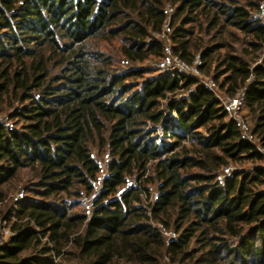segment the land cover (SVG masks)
I'll list each match as a JSON object with an SVG mask.
<instances>
[{
  "label": "trees",
  "instance_id": "obj_1",
  "mask_svg": "<svg viewBox=\"0 0 264 264\" xmlns=\"http://www.w3.org/2000/svg\"><path fill=\"white\" fill-rule=\"evenodd\" d=\"M258 1L0 0V205L22 171L37 174L14 211L0 264H264L257 144L198 79L117 71L101 48L118 41L130 63L162 58L156 35L166 6L174 7V55L187 66L199 55L198 72L228 98L245 90L252 137L264 149V57L252 64L228 43L233 28L252 53L264 52V26L251 15ZM92 146L110 157L96 195L102 168ZM244 161L254 169L217 181ZM83 196L93 198L90 216L64 198Z\"/></svg>",
  "mask_w": 264,
  "mask_h": 264
},
{
  "label": "rangeland",
  "instance_id": "obj_2",
  "mask_svg": "<svg viewBox=\"0 0 264 264\" xmlns=\"http://www.w3.org/2000/svg\"><path fill=\"white\" fill-rule=\"evenodd\" d=\"M238 1L243 6L248 5V2H247L248 0H238ZM260 2L261 1L259 0L258 5L255 7V9L251 10V15L256 20H260L259 19L260 15H261L260 6H259ZM165 9H166V12L168 14L167 22L164 25L162 32L160 34L156 35V38L163 44V51H164L163 57L160 59L155 58V57H151L150 59H148L142 63H130L120 53L121 44H119L118 41H113L110 43L101 44L102 50L108 56L112 57L114 68L117 71H126L127 69H130L131 67L132 68H134V67L135 68H137V67L138 68H145V69L149 70V72H150V73L145 75L146 78H152V77H155L159 74H167V73L169 74V73H172L174 71H179L178 70V68H179L183 71V75H186L188 77H192L194 79H198L200 84L205 85L206 87H209L211 90H213V92L215 93L217 98L220 100V102H221V100L226 101L228 99H232V98H228V96L224 92L219 90L217 85L212 80V77L204 76L198 72V67L201 63L199 55L196 56V60L194 61V64L192 66L185 65L181 60H179V58L176 55H174L173 45H172V41H171L172 31L169 28V21H170V16L173 15L175 9H174V7H172L170 5H167ZM229 31L231 32L232 36L228 37V43L232 47V49L236 55L240 56L245 61L251 62L252 64H254V62H255L254 57H256V56L264 57V52H258L256 54L252 53V48L249 45L251 40L249 38H246L243 33H241L238 30H235L233 28L229 29ZM202 38L204 39V43H206V45H207L209 38L207 36L206 37L202 36ZM220 39L217 38L218 41ZM221 53H223V54L226 53V50H222ZM256 63L257 64L261 63V59L259 58L255 62V64ZM181 66H183L184 68L182 69ZM181 96L187 97L188 95L185 94V92H179L177 94V97H181ZM166 106H167V101H162L161 102V109L167 113ZM174 117H175V114H174ZM229 118L232 120H234V118L239 119V121L243 125H245V129H246V132L243 131V133H242L243 137L250 140V141H254V143L257 144V147L262 149L260 147L259 143L257 141H255L256 139H253V137H252V132L254 129V123H253L252 117L250 116L249 111L246 109V105H242L241 108L237 112H232L231 115H229ZM234 121H236V120H234ZM5 123H7V122L5 121ZM7 124H9V123H7ZM150 128H153V126L151 125ZM156 136L163 138L162 128H160V127L158 128V133L156 134ZM186 147L191 149V143L187 142ZM91 149H92L93 158L99 162V164L102 168V172L99 175V182L96 184V193H95V195H96L97 192L102 187L103 179L107 175V164H108V161L110 160V157L106 153L100 154V152L96 146H92ZM228 167H231L232 170H234L235 172H237V171L249 172V171H252L254 169L255 164H253L252 162L244 161V162H238V163H231ZM223 170H224V168L221 170V172L219 173L218 178H217V181L221 184H222V182L220 179V175L223 176V174H225V172L223 173ZM36 175H37L36 172L29 170V169L22 171L20 173L19 179L13 183V185L11 187V189H12L11 192L8 193V196L6 199L7 205L6 204L0 205V208H2V209L5 208V212H6L5 217L7 219V220H5V219L0 220V246L3 245L4 243H6L7 240L9 239V237L11 236V233L9 231V226H10V222H12L14 220V218H13L14 217V211H15L16 207L18 206V203H20L23 199H25L28 196V194L26 193L24 188L28 183H31L32 181L35 180V178L37 177ZM157 194H158L157 186H153L151 188V201L152 202L155 201ZM64 198H65V200L77 202L78 206L75 208L74 213H84L87 216L91 215L92 210H93V204H92L93 198L92 197L83 196L82 198H76V197H71V198L64 197ZM9 218L12 220L9 221ZM165 235H166L165 237L169 240L175 239L174 234H165ZM71 264H82V263L72 262ZM160 264H171V263H170V260L168 258H165Z\"/></svg>",
  "mask_w": 264,
  "mask_h": 264
},
{
  "label": "built area",
  "instance_id": "obj_3",
  "mask_svg": "<svg viewBox=\"0 0 264 264\" xmlns=\"http://www.w3.org/2000/svg\"><path fill=\"white\" fill-rule=\"evenodd\" d=\"M259 6H260V13H261L259 19H260L261 24L264 26V0L260 3ZM181 67H182V69L184 68L183 66H181ZM178 70L179 71H174V72H178L180 74H183V71L181 69L178 68ZM174 72L169 73V74H173ZM245 95H246L245 90H242V91H240L238 93V95H236L232 99H228L226 101L221 100L222 106L225 109V111L229 115H231L232 112H237L241 108V106L244 105ZM234 120H236V122L238 123V125H239L242 133H243V131L246 132L245 125H243L239 121V119H237V118H234ZM260 151L264 154V149H260ZM224 172H225V174H223V176L220 175V179H221V182L222 183H224L225 181H227L228 179H230L233 176V174L235 173V171L232 170L231 167L224 168L223 173Z\"/></svg>",
  "mask_w": 264,
  "mask_h": 264
}]
</instances>
